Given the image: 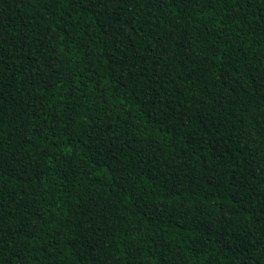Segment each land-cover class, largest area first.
I'll return each mask as SVG.
<instances>
[{
	"label": "trees",
	"instance_id": "16d2710c",
	"mask_svg": "<svg viewBox=\"0 0 264 264\" xmlns=\"http://www.w3.org/2000/svg\"><path fill=\"white\" fill-rule=\"evenodd\" d=\"M0 264H264V0H0Z\"/></svg>",
	"mask_w": 264,
	"mask_h": 264
}]
</instances>
